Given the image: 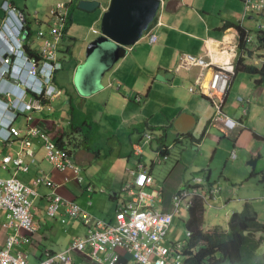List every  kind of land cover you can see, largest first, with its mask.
I'll list each match as a JSON object with an SVG mask.
<instances>
[{
	"label": "crops",
	"instance_id": "0c3cea01",
	"mask_svg": "<svg viewBox=\"0 0 264 264\" xmlns=\"http://www.w3.org/2000/svg\"><path fill=\"white\" fill-rule=\"evenodd\" d=\"M9 1L17 11L16 19H21L24 25L26 22L30 27V29L25 28L26 36L22 39L24 49L27 50L28 47L33 51H37L39 41L34 38V35L37 30L42 29L44 31L43 37L48 36L47 23H51L48 9L62 3V1L36 0V2H33L31 0L32 3L28 0ZM109 1L99 0V6L90 12L101 7L100 2H105L101 9L103 13L108 7ZM245 1H163L154 20L142 37L133 45L126 47V54L106 71L100 86L86 96L80 93L76 95V91H74L76 86L74 85L73 74L83 61V51L82 47L78 45L73 53L75 55L73 59L78 63L75 67H72L73 65L70 67L72 60H70L67 49L72 45L75 46L70 33L71 22L59 49V56L63 62L62 69L55 74L53 73L52 79L53 86L55 88L60 87L63 92L47 100L42 111L31 110L28 114H31L32 117L30 123L45 129L54 142L63 133L65 134L66 141L69 140L67 149L71 150L69 160L80 170L82 180L77 182L72 177L69 169L57 170L46 161L43 142L37 136L29 137L32 155H22L21 136L13 137L11 146L0 147L4 154H9L12 158L21 156L22 163L26 167L25 171H20L11 164V172L8 171L9 169L3 170L0 168V177H8L11 174V176H16L23 184L35 187L32 181L39 173L45 174L55 184L61 183L62 178L66 175L71 177L70 181H65L62 186H59L57 192L67 199L75 200L93 216L111 220L114 215V196L119 191L121 184L125 182L126 169H135L139 159L147 166L153 151L159 144L173 145L170 147V152L177 159L170 156L167 162L150 166V172L156 177L153 181V188L159 190V197L162 200V204L154 201L152 207L170 212V198L175 190L182 187L184 183L189 182L193 176L203 177L205 188V177L209 175L211 182L207 185H217L219 189L212 197L206 198V201L201 199V201L204 205V211L205 206L212 208L211 200L217 203L220 202L221 196H217L221 191L219 182L210 179L208 166L206 168L200 167L197 174L194 171L190 172L189 165L193 161L188 162L186 159H189L191 152H194V155H196L194 161H199L198 156L200 155L201 159L204 158V154L213 145V142L219 141L220 137L211 131L212 128L221 130L224 132V136L227 132L230 135H235L236 132L237 136L241 134L242 129L245 128L244 124H246L243 122V118L250 119L252 105L244 108V104H241V116L233 118L224 112L227 98L232 93H238V100L241 99L243 103H248L252 89L264 79L255 84L247 73H244L238 80L236 79L239 77L237 73L231 75L222 110L233 121L241 123L242 128L231 125L226 129H221L214 124L210 125L214 109L209 99L202 94L189 91L190 87L196 85L194 80L199 68L192 67L178 70H175V68L181 55L187 53L203 56L206 59L209 57L216 63H231L233 66L236 55L233 58L232 53L237 54L238 26L250 32L251 41L255 39V35L251 31L258 30L256 29L257 25H262V29H264V18H256L253 13L245 11ZM255 1L249 0L250 3ZM77 2L78 0H76V5ZM101 12L94 21L98 19ZM73 14L74 12H72V21ZM149 29L156 34V41L153 43H149L145 35ZM97 30H99V33L96 36L100 34V24ZM262 61H264V53L260 50L256 54V58L251 59V62L257 65ZM62 71L64 72V81L61 85L58 75L60 76ZM69 71H73L70 81L68 79ZM210 74L211 72L207 76ZM241 81L247 86V90L244 92L239 90L237 84ZM11 89L14 92L20 90L14 79H11ZM72 95L75 97H72ZM136 97H138V100ZM243 110H245V113H243ZM13 125L20 130V135H22L26 127L24 115L18 113ZM200 130L201 132L198 134ZM145 134H152L154 138L146 143ZM207 141L210 142V145L206 144ZM188 143L192 148L191 151H187ZM101 145L104 147V154L101 152ZM134 145L138 146L139 151H141L140 154L135 152ZM177 145H180L178 155L175 151ZM184 148L185 151H183ZM104 156L106 157L101 159ZM258 157H250L249 159L255 158L257 162ZM229 159L231 161L236 160L237 154L235 159L230 158L229 154ZM101 164H107L108 172L114 170L106 184L108 187L107 199L111 200L113 205V212L110 216L99 215L94 210V207L98 209L104 200V195H95L96 188L99 185L96 178L100 174L94 167ZM155 169L160 170V176L155 175ZM189 172L190 174L187 175ZM161 177L163 178L161 179ZM128 179H131V176ZM87 184L93 187L91 192L85 189ZM35 189L37 196L32 198V212L38 227L33 233L16 230L12 226L13 223L11 227L6 226V211H0V248L7 236L16 234L17 242L12 245L11 252L25 253L29 264H34L42 259L45 251H61L72 236H82L85 233L84 224L78 219L64 216L61 212H58L53 218L48 217L45 213L46 202L44 197L49 189L44 185H38ZM100 192H103L101 194L106 193L105 190ZM91 198L95 200L92 201ZM244 200L248 199L244 196L237 199L227 198L223 204L218 205L219 208L224 209L226 227L212 224V226H206L208 228L205 229L213 226L227 229L230 213L235 210L239 211L238 207L241 206L242 208ZM88 201H90V204H88ZM214 201L211 203L214 204ZM185 211L187 212V209ZM256 214L258 217L257 211ZM62 218L65 219L64 222H61ZM174 218L175 215L173 221ZM173 221L167 234L168 240L185 239L186 232L189 230L185 229L180 237L176 238L177 230L173 227ZM123 256L122 264H127L129 255L123 253ZM72 261L73 264H92L77 254L73 255Z\"/></svg>",
	"mask_w": 264,
	"mask_h": 264
},
{
	"label": "built area",
	"instance_id": "2783aa9c",
	"mask_svg": "<svg viewBox=\"0 0 264 264\" xmlns=\"http://www.w3.org/2000/svg\"><path fill=\"white\" fill-rule=\"evenodd\" d=\"M249 7L264 9V0H256L253 3L246 0L245 11ZM48 15L51 17V23H47L48 36L43 37L42 29L37 30L34 35L39 41V47L35 51L36 57L24 49V42L20 45L23 50L22 55L11 44V78L21 87L17 92L11 89V118L14 121L16 115L21 113L26 119L25 131L20 139L22 155H32L29 137L37 136L43 142L45 160L57 170L69 169L72 177L79 182L82 180L80 170L69 160V154L56 146L45 129L32 125L31 114H28L31 110L42 111L46 103L43 100L47 101L62 92L61 89L53 86L52 79L54 71L62 68L59 49L65 35L67 4L62 2L49 8ZM16 18L17 11L11 3V43L14 39L22 42V34L26 31L24 22ZM145 35L149 43L156 41V34L151 29ZM246 41H251L249 35L246 36ZM262 51L264 53V49ZM16 56L21 57V61L16 60ZM192 67H198L199 71L194 80L196 85L190 87L189 91L202 94L211 102L214 112L210 125L214 124L221 129L231 125L242 128L241 123H236L221 110L223 97L233 72L231 63H216L209 57L206 59L203 56L187 53L181 55L175 70ZM209 71L211 74L207 76ZM136 99L138 100V97ZM239 102L243 103L241 99ZM19 133L20 130L11 122V139L20 136ZM153 138L152 134H145L144 137L146 143ZM170 147L171 145L159 144L147 166L139 159L135 169H126L125 182L114 196V215L111 220L93 216L75 200L61 196L57 188L65 181H70L71 177L66 175L61 183L55 184L45 174L39 173L32 181L35 187L23 184L14 175L11 176L9 186L0 179V207L10 211L9 223L11 225L13 223L12 226L16 230L33 233L38 225L33 217L32 198L37 196L35 188L44 185L49 189L44 197L45 213L48 217L53 218L61 212L64 216L78 219L84 224V235L72 236L61 251H45L43 258L34 264H73L74 254L87 259L92 264H122L123 253L129 255L127 264H182L184 256L181 250L185 245L184 239L170 241L167 238L173 217L187 209L193 197L206 201V198L212 197L219 187L210 185L209 188H204L203 177L193 176L188 182V188L181 187L180 190L173 192L170 198V212L153 208L154 201L162 204V200L159 197V190L153 188L156 177L150 172V166L167 162L171 156ZM134 150L136 153L141 152L137 145H134ZM230 158H236L234 151H231ZM7 159L4 158L5 161ZM11 164L17 170H26L21 156L11 157ZM129 176L131 179H128ZM85 189L91 192L93 187L87 184ZM2 191L5 198L1 196ZM64 221L65 219L62 218L61 222ZM189 236L190 232L187 231L186 237ZM15 242H17L16 234L6 240L5 247L0 249V264H29L25 253H9V247Z\"/></svg>",
	"mask_w": 264,
	"mask_h": 264
},
{
	"label": "rangeland",
	"instance_id": "374dc122",
	"mask_svg": "<svg viewBox=\"0 0 264 264\" xmlns=\"http://www.w3.org/2000/svg\"><path fill=\"white\" fill-rule=\"evenodd\" d=\"M28 1L32 3L31 0ZM61 1L67 2L66 0H61ZM33 2H36V0H33ZM104 3L105 2H100L101 7H99L96 11L93 12H84L80 9L74 10L70 33H71L72 41L75 43V49L77 48L78 45L82 47L83 58H84V49L87 43L91 41L96 36L97 33H99V30L97 29H99L100 17L102 15L101 9ZM257 10L258 8L256 7H249L247 9L249 13H253V16L255 15V13H257ZM100 12L101 14L98 17L99 20L97 19L96 21H94ZM232 55L234 58L236 54L232 53ZM232 70H233V66H232ZM61 73L62 74L60 76L58 75V78L60 84L62 85L64 81V76H63L64 72L62 71ZM237 74L239 77H237L236 79L238 80L240 79L241 76H243L244 72H238ZM73 81L75 82V80ZM237 84L239 90H241L242 92L247 90V86L244 84L243 81L238 82ZM61 90L63 92V89ZM237 94L232 93L228 96L224 112L229 116H232L233 118H238L239 116H241V109H242L241 104H244V108H247L248 105H252L250 119L243 118V122H245L246 124H244L245 128L242 129L241 134L237 136V132L235 135H230V133L227 132L225 133L226 136H224L223 135L224 132H222L219 129L212 128L211 131L220 137L219 141L213 142V145L209 149H207L206 153L204 154V158L201 159V156L200 155L198 156L199 161L201 159L200 163L199 161H194V157L196 156L194 155V152H191V157H189V159H186V161L188 162L193 161V163L192 162L190 163L189 169L190 172L194 171L195 174L198 173L200 167L206 168L208 166L207 168L210 169V179L217 180L221 187L220 193L217 194V196H221L220 202L217 203L214 200H211V202L214 201V204L210 202L212 208L211 207L208 208L207 206H205V211L203 214L204 215L203 228H208L206 226H212V224L219 225L223 228L226 227V221L224 218V209L219 208L218 205L223 204L227 200V198L237 199L241 196H244L246 199H248L251 202L253 208L258 213L259 220L264 221V181H261L262 175L264 177V80L261 81L260 84H258L254 89H252L251 97L250 98L248 97L249 98L248 103L250 104H248L247 102L244 103L239 102L238 100L239 95ZM72 97L75 96L72 95ZM218 108L220 110V106ZM11 122H13V118H11ZM200 132L201 130L199 131L198 134H200ZM23 134L20 135L19 133L21 137L23 136ZM206 144L210 145V142L207 141ZM101 147H102L101 152H103L104 154V147L102 145ZM187 147H188L187 151L192 150L189 143L187 144ZM179 148L180 145H177V148L175 149L176 155H178L179 153ZM231 150H234L235 154H237L236 160L231 161L229 159V154ZM183 151H185V148ZM106 156L102 157L101 159L105 158ZM256 156H259L257 158L256 167H255V171L257 173L256 175L249 176L250 167L246 165V161L250 157H256ZM171 157L177 159L176 156L174 155H171ZM94 168L98 170L100 174L97 175L98 178H96L99 185L96 188L95 195L96 196L104 195L103 198L104 200L101 203L100 207L98 209H95L94 207V210L99 215L105 214L106 216H110L113 212V205H112V201L107 199L108 187L106 184L109 180V176L113 174L114 170L108 172L107 164H101L95 166ZM154 172L156 176L161 175L159 169H155ZM190 172L187 173V175H189ZM162 178L163 177H161V179ZM103 190L106 191L105 194H101L103 192L100 191ZM91 200L93 201L95 199L91 198ZM240 208L241 206L238 207V210H240ZM187 217H188V213L185 211V209L184 211H181L180 214L175 215L173 221V227L174 229L176 228L177 230V233L175 235L176 238L180 237V235L185 231V228L183 226V219L185 220ZM259 251L261 253L264 252V242L261 244Z\"/></svg>",
	"mask_w": 264,
	"mask_h": 264
},
{
	"label": "trees",
	"instance_id": "16d2710c",
	"mask_svg": "<svg viewBox=\"0 0 264 264\" xmlns=\"http://www.w3.org/2000/svg\"><path fill=\"white\" fill-rule=\"evenodd\" d=\"M65 3L68 6L67 22L64 27L66 35V31L68 32L72 22V12L78 8L76 0H69ZM254 17L264 18V9H258ZM25 28L30 29L26 22ZM262 28V25H257L256 29L258 30L251 31L255 35V39L247 42L246 36L250 32L238 26V45L237 54L233 61V73H247L254 83L264 79V61L257 65L251 62V59L256 58L258 51L264 49V29ZM62 41L63 39L61 43ZM74 50L75 46L73 45L67 49L70 60H72L70 67L72 65L75 67L78 63L73 59L75 58ZM27 52L34 57L37 56L35 51L31 49H27ZM57 71L55 70L54 74ZM69 73L68 79L70 81L73 71H69ZM43 102H46V99ZM63 134L56 139L55 144L70 154L71 150L67 149L69 140L66 141L65 134ZM256 173V171L249 172L250 175ZM205 181L206 188H209L210 185H207L211 182L209 175H206ZM261 181H264L263 175ZM182 187L188 188L189 183H184ZM178 189L180 190L181 187ZM187 212L188 217L184 220V228L189 230L190 236L184 239L185 245L181 250L184 256L182 264H264V252L259 251L264 242V221L258 219L250 201L244 200L241 210L233 211L229 215L227 229H222L219 226H213L209 229L202 227L204 205L200 198L193 197L191 199Z\"/></svg>",
	"mask_w": 264,
	"mask_h": 264
},
{
	"label": "water",
	"instance_id": "95a60500",
	"mask_svg": "<svg viewBox=\"0 0 264 264\" xmlns=\"http://www.w3.org/2000/svg\"><path fill=\"white\" fill-rule=\"evenodd\" d=\"M165 0H110L100 20V34L89 41L84 58L74 73L75 91L83 96L101 84L102 77L127 52V46L137 42L154 20L160 4ZM99 0H78L77 7L92 11ZM26 36V31L22 39ZM173 146V145H171ZM256 159L247 160L251 171Z\"/></svg>",
	"mask_w": 264,
	"mask_h": 264
},
{
	"label": "clouds",
	"instance_id": "9594fccd",
	"mask_svg": "<svg viewBox=\"0 0 264 264\" xmlns=\"http://www.w3.org/2000/svg\"><path fill=\"white\" fill-rule=\"evenodd\" d=\"M0 147L11 146V44L19 54H23L21 49V41L18 39L12 40L11 43V1H0ZM249 35V34H248ZM16 60L21 61V57L16 56ZM24 61V60H22ZM51 70V69H50ZM18 88L21 87L18 85ZM4 158H8L7 161ZM0 168L3 170L9 169L11 172V155L4 154L0 149ZM10 185L11 174L8 177H0ZM1 196L5 198V194L2 191ZM0 211H6L5 219L6 226L11 227V218L8 217L10 211L7 208L0 207ZM11 235L7 236L5 242ZM9 253L11 254V247H9Z\"/></svg>",
	"mask_w": 264,
	"mask_h": 264
},
{
	"label": "bare ground",
	"instance_id": "6f19581e",
	"mask_svg": "<svg viewBox=\"0 0 264 264\" xmlns=\"http://www.w3.org/2000/svg\"><path fill=\"white\" fill-rule=\"evenodd\" d=\"M209 72H210V71H209ZM209 72H208V73H209Z\"/></svg>",
	"mask_w": 264,
	"mask_h": 264
}]
</instances>
